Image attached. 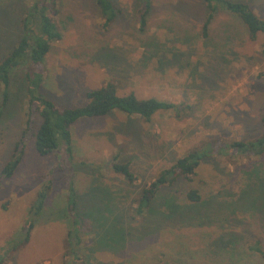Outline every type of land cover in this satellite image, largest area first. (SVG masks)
<instances>
[{"label":"rangeland","instance_id":"obj_1","mask_svg":"<svg viewBox=\"0 0 264 264\" xmlns=\"http://www.w3.org/2000/svg\"><path fill=\"white\" fill-rule=\"evenodd\" d=\"M30 1L0 0V59L21 37V19ZM114 1L121 13L104 29L93 0H59L56 19L63 38L47 54L43 94L58 106L74 107L86 102L87 90L112 80L119 94L133 91L139 98L184 102L189 108L179 115L159 111L150 121L117 112L82 118L72 127L74 155L69 164L61 156L36 153V117L35 127L26 132L19 165L0 186V248L24 225L38 191L47 184L50 189L28 242L8 251L3 264H65L70 178L83 214L104 210L110 217L98 222L109 228L81 234L75 264H264V257L251 249L264 250V177L257 180L252 170L259 167L264 175V155L229 150L209 155L190 180H178L157 194L156 213L169 199L191 220L129 213L142 186L184 152L209 141L229 143L263 132L264 78L258 76L264 71L262 33L251 40L236 15L219 12L203 39L200 0H153L146 30L140 32L137 0ZM234 1L248 3L264 18V0ZM146 41L160 43L157 56L143 51ZM24 83V66H18L0 118V170L25 128ZM1 92L0 86V103ZM116 152L130 163L137 183L113 172L111 156ZM96 179L100 188L90 187ZM190 188L200 196L191 209L185 195ZM103 195L119 202L103 206ZM68 260L74 261L72 256Z\"/></svg>","mask_w":264,"mask_h":264},{"label":"trees","instance_id":"obj_2","mask_svg":"<svg viewBox=\"0 0 264 264\" xmlns=\"http://www.w3.org/2000/svg\"><path fill=\"white\" fill-rule=\"evenodd\" d=\"M200 1L202 3L200 6L204 9V18L200 29V35L203 39L209 36L210 25L219 12L230 16L234 14L245 25L249 39L254 40L258 33H262L261 52L264 53V18L259 17L248 3L234 0ZM177 2H174L173 6L176 10L180 11L182 10V6H175ZM93 4L99 12L101 27L104 29L108 28L121 13V8L114 0H93ZM152 8L153 0H137L135 20L140 32L146 30L148 16ZM58 13L59 0H31L28 12L21 19L23 31L21 37L15 42L11 50L0 59V86L2 89L0 118L4 105L8 100L13 71L18 66H24L26 80L24 90L27 98L25 128L21 134V138L16 141L10 156L0 170V186L4 179L10 178L13 175L19 165L24 153L26 132L35 127L36 117L39 120L34 132V149L36 153L39 156H48L50 154L58 158L61 156V159L66 164H69L72 162L74 155L72 127L82 118L105 117L117 112L128 117L137 115L145 121H150L152 116L159 111L171 110L179 115L182 110L184 111L189 108V105L184 102L175 103L155 97L139 98L133 91L119 94L118 84L112 80L106 81L98 88L87 90L85 92L86 102L81 105L74 107L58 106L41 91L47 54L51 46L63 38L62 30L57 24L56 16ZM159 46L160 43L156 41H146L143 45V51H148L147 53L151 54L150 56L153 58V56L155 57L159 54ZM157 61L160 63V58H157ZM258 76L264 78V71H260ZM262 122L264 127V118H262ZM225 150H229L235 154L255 155L258 158H262V155H264V129L255 138L233 140L229 143L223 142L220 144L216 140H213L200 148H193L184 152L175 159L171 166L161 169L150 182H146L142 186L138 196L133 197L129 204L131 206L129 207V213L143 215L145 212L150 214L154 212L159 217H164V219L177 217L174 219L182 218V221L191 220V216H188L187 211L181 214L179 212L180 206L169 199H166L165 203L162 202L161 204L164 206L165 211L164 209H160L156 213L157 209L153 207L156 196L161 190L165 191L169 189L168 187H172L178 180H190L199 164L207 159L209 155L216 157L218 153L221 154ZM110 164L113 172L121 175L127 183L134 184L138 182V176L131 169L130 163L128 161H121L118 152L111 156ZM258 168L252 169L256 172L255 176L257 180L264 177L262 175L263 172ZM260 168L263 170L262 165ZM91 185L100 188L97 179L90 184V187ZM49 189L50 185L47 184L38 191L35 201L27 209V218L24 225L0 248V264H3L4 256L8 251H14L21 243L28 242L36 218L43 209L44 200ZM67 191V210L70 215V221L66 235V252L63 256L65 264H75L80 259V255L77 252L81 251V248L78 246L82 247L81 234L84 235L83 233L86 231L109 228L107 224L103 225L98 222L106 221L110 217L104 210H98L97 213L93 214H83L81 212L78 208L80 195L76 192L72 178L69 179ZM185 195L187 197L186 200L189 202V209L193 205L198 204L200 196L196 189H188ZM101 197L103 206H110L109 204H113L114 201L119 202L117 198L110 197L105 199L104 195ZM89 211L88 208L87 212ZM126 214L125 207L124 217H126ZM94 223H98L95 228L93 227ZM251 249L264 257V250L260 249V247L252 246ZM68 256H72L74 261H69ZM163 264L176 263L165 262Z\"/></svg>","mask_w":264,"mask_h":264}]
</instances>
